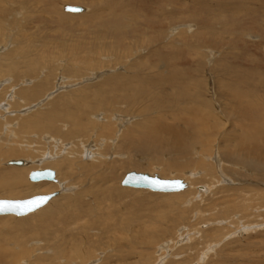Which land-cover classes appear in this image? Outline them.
<instances>
[{"label":"rangeland","instance_id":"obj_1","mask_svg":"<svg viewBox=\"0 0 264 264\" xmlns=\"http://www.w3.org/2000/svg\"><path fill=\"white\" fill-rule=\"evenodd\" d=\"M0 124L2 152L33 156L0 159L26 172L0 199L61 193L0 216V264H264V0H0ZM45 169L64 188L29 181ZM129 172L189 188L122 187Z\"/></svg>","mask_w":264,"mask_h":264},{"label":"bare ground","instance_id":"obj_2","mask_svg":"<svg viewBox=\"0 0 264 264\" xmlns=\"http://www.w3.org/2000/svg\"><path fill=\"white\" fill-rule=\"evenodd\" d=\"M66 6H72V5H65L64 6V11H65V7ZM83 12L82 13H70V12H66V13H68V14H73V15H75V14H83V13H85L86 12V9L83 7ZM20 16V15H19ZM3 74H4V72H3ZM2 75V74H1ZM16 76V75H15ZM31 93V92H30ZM29 93V94H30ZM27 93H25L23 96H25ZM70 115H64L63 117H61V116H59V117H49V123H48V125H50V128H51V126H52V128H54L53 126H54V123H56V122H58L57 120H60V119H63L64 120V118H67V119H69V120H71L70 119V117H69ZM47 120V119H46ZM65 121V120H64ZM7 123V122H6ZM5 123V124H6ZM1 125V124H0ZM58 125V124H57ZM77 125H79L78 126V128H79V130H78V132H75L74 130H72V131H70V132H72L71 134L72 135H70V136H77V135H79V134H81V136L84 134V130H88L87 129V126H85L82 122L81 123H78ZM93 125V124H92ZM90 127V126H89ZM80 131V132H79ZM121 132V131H120ZM57 133H59V132H55V133H53L54 135L55 134H57ZM74 133V134H73ZM53 134H52V136H53ZM64 135H66V134H64ZM131 135H132V133H129V132H126V133H124V135H123V137H124V141H122L121 143H119V144H116L117 146H116V151L117 152H121V151H125V153H128V152H133V148H134V142H133V140H130V137H131ZM63 137H66V136H63ZM69 137V135L66 137V138H68ZM54 138H55V136H54ZM47 141H49V142H57L58 144L57 145H59V140H55V139H49V138H47ZM59 141V142H58ZM64 142V141H63ZM74 142V141H73ZM62 144V143H61ZM55 145H56V143H55ZM56 145V146H57ZM182 145V143L180 142V143H178L177 145H165V144H163V145H160V146H158L157 148H156V151L157 152H159V155L160 154H164L165 152H167L168 150H169V152H170V150H171V152H178L179 151V148H180V146ZM91 146H93V145H91ZM27 147V146H26ZM25 148V147H24ZM28 149V150H27ZM27 149H24V150H20L19 148L16 150V149H13V150H10V149H8L7 150V152H5V151H1L0 150V159L2 158H19V157H22V156H24V157H27V158H31L32 159V155H31V157H30V153H29V150L31 149H29V147L27 148ZM85 152H86V154H88V156H90V152L88 151V147L86 148L85 147ZM136 153H134V154H137L138 152L137 151H135ZM34 153V152H33ZM69 153V152H68ZM70 153H71V151H70ZM35 154V153H34ZM48 154V153H47ZM129 154V153H128ZM138 155V154H137ZM254 155V154H253ZM252 155V157H254ZM5 156H7V157H5ZM41 156V155H40ZM45 157H46V155H44ZM44 156H42V157H44ZM50 156H52V158H53V156L54 155H52V154H48V160H49V158H50ZM54 157H56V156H54ZM57 158H60V159H55V161H54V158H53V160L51 159V161H52V163H53V165L55 166V167H58V168H61V169H63V170H65V171H68V172H70V170H71V168L72 167H74V162H73V164H72V167H71V164H70V162L67 160V161H60V160H62V158L61 157H58L57 156ZM89 158H91V157H89ZM259 158H261V157H259ZM1 159V160H2ZM248 159V158H247ZM24 161V160H23ZM130 161H132V160H130ZM10 161H8L7 163H6V166H12V165H8V163H9ZM25 162V165L24 166H21V167H28L29 169H31L30 167H29V163H28V161H24ZM48 163V162H47ZM125 164H127V161L126 162H124ZM123 163V164H124ZM260 164V163H259ZM34 166V165H33ZM71 168H70V167ZM257 166V165H256ZM16 167V166H15ZM20 167V168H21ZM92 167V166H91ZM94 168V167H93ZM33 172V171H32ZM130 173V172H129ZM128 174V173H127ZM126 174V175H127ZM126 175H125V177H126ZM154 175H156V174H154ZM25 176H26V172H24V171H22V170H17V169H11L10 171H8V172H4V173H1L0 172V191H3V192H8V193H12L14 190H16L17 188H19V187H22L23 185H24V179H25ZM159 176V175H158ZM125 177L123 178V180L125 179ZM160 177V176H159ZM161 178V177H160ZM161 179H164V178H161ZM57 180V179H56ZM122 180V181H123ZM165 180H177V179H165ZM179 180H182V179H179ZM30 181V180H29ZM122 181H121V183H122ZM184 181V180H183ZM31 182V181H30ZM41 182H50V181H41ZM41 182H33V183H41ZM51 182H54V181H51ZM185 182V181H184ZM200 182H202V181H200ZM55 184H59L60 185V187H63L64 188V186L63 185H61V183H59V181L57 180V181H55L54 182ZM121 183H120V185H121ZM186 183V182H185ZM70 185H71V183H69ZM69 185V186H70ZM186 185H187V187H186V189H184V190H182V191H180V192H176V193H181V192H184V191H186L188 188H189V185H188V183H186ZM122 186V185H121ZM56 187H57V185H56ZM68 187V186H67ZM123 187V186H122ZM126 188H130V187H126ZM131 189H134V188H131ZM197 189L200 191V192H205L207 189H206V187H204V186H199V187H197ZM138 190H148V189H138ZM43 192H53V191H55V188H50V187H48V188H44V190H42ZM40 192V191H39ZM153 192V191H152ZM55 193V192H54ZM59 193V195L61 194L60 192H58ZM155 193H160V192H155ZM52 194V193H51ZM163 194H173V193H163ZM44 195V194H43ZM45 195H49V194H45ZM58 195V196H59ZM35 196H37V195H35ZM57 196V197H58ZM32 197H34V196H32ZM31 198V197H30ZM56 198V197H55ZM27 199H29V198H27ZM25 200V199H24ZM53 200V199H52ZM51 200V201H52ZM50 201V202H51ZM49 202V203H50ZM48 203V204H49ZM47 206V205H46ZM45 206V207H46ZM45 207H43V208H45ZM43 208H41V209H43ZM41 209H39V210H41ZM38 210V211H39ZM38 211H36V212H38ZM36 212H34V213H36ZM76 213V210H74V214ZM183 213V212H182ZM33 214V213H32ZM50 214V213H49ZM48 214V215H49ZM31 215V214H30ZM58 215H60V214H56L55 216H58ZM0 216H7V215H0ZM13 216H15V215H13ZM29 216V215H28ZM49 216H52V218H53V215H49ZM16 217H18V216H16ZM26 217V216H25ZM73 222H75V220H73ZM16 225H20V226H25L26 225V222L24 221V222H22L21 224H19L18 222H17V224ZM242 225V224H241ZM248 227V226H247ZM36 235H37V233H35ZM30 235V234H29ZM36 235H32L33 236V238L36 236ZM36 239V238H35ZM9 243V242H8ZM2 244H4V245H7V241L6 240H3L2 241ZM180 244V243H179ZM20 245V244H19ZM21 246V245H20Z\"/></svg>","mask_w":264,"mask_h":264},{"label":"water","instance_id":"obj_3","mask_svg":"<svg viewBox=\"0 0 264 264\" xmlns=\"http://www.w3.org/2000/svg\"><path fill=\"white\" fill-rule=\"evenodd\" d=\"M83 7L66 6L65 11L70 13H82ZM8 165L21 167L25 165L23 160L10 161ZM31 182L41 181H57L56 172L51 169L33 171L29 175ZM123 187L134 189H148L153 192L160 193H176L186 189L187 185L183 180H165L161 179L157 174L150 175L148 173L130 172L122 181ZM59 195L58 192L49 195H37L25 200H7L0 199V215H15L18 217L28 216L39 209L48 205V203ZM38 198H45L46 202H40ZM36 203H40V207H35Z\"/></svg>","mask_w":264,"mask_h":264},{"label":"snow or ice","instance_id":"obj_4","mask_svg":"<svg viewBox=\"0 0 264 264\" xmlns=\"http://www.w3.org/2000/svg\"><path fill=\"white\" fill-rule=\"evenodd\" d=\"M38 200H39L40 202H46V201H45V198H38ZM40 206H41L40 203H36V204H35V207H40Z\"/></svg>","mask_w":264,"mask_h":264}]
</instances>
